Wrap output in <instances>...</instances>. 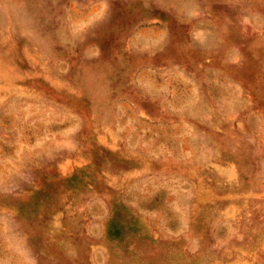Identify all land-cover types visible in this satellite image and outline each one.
Segmentation results:
<instances>
[{"label":"rangeland","instance_id":"obj_1","mask_svg":"<svg viewBox=\"0 0 264 264\" xmlns=\"http://www.w3.org/2000/svg\"><path fill=\"white\" fill-rule=\"evenodd\" d=\"M0 264H264V0H0Z\"/></svg>","mask_w":264,"mask_h":264}]
</instances>
